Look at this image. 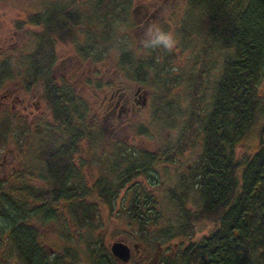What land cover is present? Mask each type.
<instances>
[{
  "label": "trees",
  "instance_id": "obj_1",
  "mask_svg": "<svg viewBox=\"0 0 264 264\" xmlns=\"http://www.w3.org/2000/svg\"><path fill=\"white\" fill-rule=\"evenodd\" d=\"M66 2L90 5L86 9L87 25L95 13V18L101 20V35L95 30L87 31L85 40L87 59H99V53L94 52L96 42L102 44L105 52L114 27L126 16L130 0ZM39 11L42 12L12 17L11 25L16 29L39 21L46 30L31 31L27 47L2 49L8 52L2 53V85L20 81L28 89L39 79L44 84L48 119L38 121L37 130L47 135L35 151L39 162L37 176L42 183L31 184L22 179L15 184L0 181V236L5 235L9 255L20 264H78L81 258L75 245L64 242L58 249L46 247L37 226L40 222L56 221L61 203L71 224L89 229L85 264H122L108 246L90 238L98 213L90 192L113 210L118 193L129 183L133 192L122 212L137 223L141 238H145L147 225L156 222V216L146 213L155 200L148 192L141 197V190H145L144 183L150 184L147 180L153 174L149 169L161 160L157 157L161 153L138 151L133 156L140 153L141 158L128 162L115 181L100 177L87 184L81 171L83 162L78 157L82 153V139H90L91 131L83 126L80 99L70 86L64 89L62 83L58 87L53 84L49 74L55 59V40L74 41L72 28L81 17L78 9L64 5L45 4ZM184 15L181 32L199 37L202 64L200 69L194 68L189 107L167 153L174 157L175 152L198 140L201 149L189 174L178 180L180 192L168 189L179 209L180 222L173 230L166 227L159 233L166 238L191 235L195 223L202 220L213 228L198 240L177 246L164 256L161 264H264V94L258 91L264 70V0H187ZM141 52L139 55L126 51L119 63L133 69L131 76L137 82H157L163 87L151 96V114L154 120L170 126L175 115L166 93L178 79L171 75L169 66H160L161 71L157 67L158 57L169 52L162 46L147 47ZM215 63L219 67L206 99L202 77ZM151 76L156 77L155 81ZM10 121L7 117L2 120L3 132ZM257 122L255 150L246 149L238 154L237 145ZM21 127V131L31 129L26 121ZM3 132L2 144L6 140ZM191 191L196 192L193 209L186 206Z\"/></svg>",
  "mask_w": 264,
  "mask_h": 264
},
{
  "label": "rangeland",
  "instance_id": "obj_2",
  "mask_svg": "<svg viewBox=\"0 0 264 264\" xmlns=\"http://www.w3.org/2000/svg\"><path fill=\"white\" fill-rule=\"evenodd\" d=\"M52 1L66 2L68 0H0V40H7V46L4 45L3 48H24L27 47L30 40L32 28H14L11 25L12 17H23ZM148 1L132 0L131 7L135 11L130 13V18L126 23L114 27L115 33L112 40L109 41L101 62L97 63L104 78L110 75V70H116V66L119 67V57L122 51L133 50L139 55L142 54L141 51H144L143 49L145 48L135 49L134 47L142 44V35L147 38L148 29L142 31L144 23L140 19V15L144 10L143 4ZM186 5L187 0H166L165 5L156 12V16L159 17L154 23H151V26L158 27L162 32L171 33L176 41L173 47L166 48L169 52L167 55L159 56L157 59L159 62L157 64L158 70L161 69L160 66H169L171 68L169 69L171 75L178 79V82L171 85L169 92L166 93V98L171 100L172 110L175 115L174 121L170 126L154 120L149 105V113L144 111V113L139 114L134 123L128 126L123 124L118 129L111 130L110 128L113 125L103 124V118L101 119V116H98L97 105L101 99V95L99 89L91 86L95 81L91 73L93 66L89 62H85L80 73H73L69 77V81L74 85L76 93L81 95L88 103L87 118L91 120V124L94 126L90 139H85L82 142L85 153L82 158L80 157L83 162L81 171L88 185L100 177L109 181H115L118 174L123 172L128 162L134 159V153H137V151H134L128 155L130 150L145 149L152 153H158L166 144H172L175 141L180 125L183 124L185 113L189 107L190 98L188 94L190 92L192 78L195 76L194 71L195 69H200V64H202L199 37L195 33L187 34L181 32V22L185 16ZM71 51L69 46L63 47L57 45L55 64L58 66H60V63L65 64L67 62L66 55L71 53ZM2 53L8 52L2 50ZM214 66L202 77V93H205L204 97L206 99L210 95L213 77L219 67L218 63H215ZM88 74H90V77L84 80V77L88 76ZM149 78L155 81L156 77L151 76ZM6 83H8L10 88H14L12 81ZM146 87L149 89V98L153 94L155 95L157 92L163 90V87L157 82L146 85ZM258 91L264 94V70L258 83ZM6 113H8V123L9 120L11 121L8 125L9 129L7 128L6 132H3L6 137L3 144L2 136L0 135V181L7 184H15L22 179L27 180V183L40 184L42 182L37 176L39 162L35 158V151L40 146L42 140L46 138L47 134L45 132L36 133L32 129L26 130L27 132H21L22 124L15 122L14 114L9 111ZM97 122H99L98 125L96 124ZM258 126L259 122L252 127L248 135L237 145L236 150L238 154H241L246 149L250 151L255 150ZM139 129L145 132L140 133ZM21 135L23 136L19 139L18 136ZM199 151L200 142L197 141L196 144L192 145L182 155V163L180 165L175 160L161 159L149 169V172L153 176L148 177L149 180L147 181H150V184L144 186L145 190H141V193L148 192L155 200L154 204L150 206L151 208L146 210V213L150 216H156V222H150L147 225L145 238H141L137 223L125 212H122V206L128 204L131 196L132 188L129 187V183H126V186L118 193L113 210H109L99 200L97 195L90 192L89 197L98 206L96 225L90 230V238L98 239L108 246V248L113 240L128 241L130 244L137 242L139 252L149 251L148 256L153 252H160L165 256V254L174 252L173 250L177 246L186 244L189 241H196L208 233L213 228V225L205 220L195 223L194 231L191 235L177 234L171 238H166L159 233L162 228L166 227L173 230L174 226L180 222L179 209L171 199L168 189H173L176 194L180 192L177 185L178 171L184 172L187 165L192 163ZM143 196H145V193L141 197ZM195 200L196 192L191 191L186 199V206L191 209L195 208ZM27 204L32 205L30 201ZM63 208L64 206L61 203L58 204V218L56 221L48 223L40 222L37 224L42 234V241L46 247L50 246L55 249L60 248L64 242L75 245L79 249L81 258V262L78 264H85L86 253L84 250H86L88 240L87 231L89 229H86V227L78 229L71 224ZM5 243V235H1L0 264H20L16 258L9 255Z\"/></svg>",
  "mask_w": 264,
  "mask_h": 264
},
{
  "label": "flooded vegetation",
  "instance_id": "obj_3",
  "mask_svg": "<svg viewBox=\"0 0 264 264\" xmlns=\"http://www.w3.org/2000/svg\"><path fill=\"white\" fill-rule=\"evenodd\" d=\"M130 0L128 4V8L126 9L125 17H123V20L118 23H126L128 19L130 18V13L135 11L131 7ZM166 0H149L147 3L143 4V12L140 15V19L143 21L142 31H145L146 29H149L151 27V23H154L156 19L159 16H156V12L162 8L163 5H165ZM45 5V4H44ZM48 6H56V5H64L69 8H74V10H79L78 14L80 15V20L74 23L73 25V40L68 41H57L55 40V46H54V53H55V59L53 60L52 64L49 67V74L52 78V83L57 85V87L62 83L64 85V89H68L70 86L71 89L76 93L75 87L72 83L69 81V77L76 72H81V68L84 67L85 62H89L93 66L92 75L95 79V81L92 83V87L95 89L100 90V101L97 105L98 109V116H101V119L103 118V124H112L113 127L110 128L111 130L118 129L121 125L125 124L126 126L132 124L137 119L138 115L141 113H144V111H147L149 113V105L151 108V98H149V89L146 87V85L141 84L137 82L132 75V68H130L127 64L118 63L120 64L117 69L110 70V75L106 78H104V75L99 69L100 67L97 66V63L101 62L102 56H103V46L102 44H98L96 42L95 44V51L96 53H99V59L93 61L91 59H87L85 56L86 51V36L87 31L93 32L94 30L96 33L101 35V20H98L97 14L95 13V16L91 17V22L89 25H87V20L85 19L86 16V9L90 6L86 3H69V2H63L60 3H48ZM157 6V8H155ZM41 9V8H40ZM59 10V9H58ZM60 11V10H59ZM42 11H39V8L32 11V13H40ZM30 14V13H29ZM26 14V15H29ZM93 18V19H92ZM26 27H31L32 32H43L46 30V28L43 26L42 22H33L32 24H28ZM23 28V29H24ZM45 28V29H44ZM115 30H113V34L109 41L112 40V37L114 35ZM145 36L141 38L140 45H136L134 48H145ZM108 41V43H109ZM7 40H0V60H1V68H0V135L2 136V120L7 117L8 113L7 111L14 114L15 122H20L21 124L23 122H28L30 124V127L33 132L40 133L37 130V124L38 121H44L48 119V114L46 113V106L44 103V84L42 83V80L39 79L36 83L32 84L31 87L25 88L20 81H12L14 84V88H10L8 86V83H5L2 85V48L4 45H6ZM108 43L106 45H108ZM57 45L66 47L69 46L71 48V53L66 55L67 62L65 64H61L60 66L56 65V47ZM7 46V45H6ZM140 46V47H139ZM143 49V50H145ZM106 51V50H104ZM92 53L93 50H90ZM126 51H122L120 56L124 54ZM135 53V51H130ZM58 64V63H57ZM58 66V68H57ZM120 74V75H119ZM120 76V77H119ZM90 77V74L88 76L84 77V80ZM8 86V87H7ZM77 94V93H76ZM78 98L80 99V108L83 110V126L86 129L89 127L91 131V135L93 133L92 128L94 127L91 123V120H88L87 118V110H88V103L86 100L79 94H77ZM16 104H15V103ZM152 109V108H151ZM150 109V111H151ZM4 113V114H3ZM97 125L99 122L96 123ZM181 124L180 126H182ZM107 127V126H105ZM116 127V128H115ZM109 128V127H108ZM115 128V129H113ZM23 132V131H21ZM27 132V131H24ZM85 138L82 139V142H84ZM198 142H200L198 140ZM83 144V143H82ZM196 144V143H195ZM92 145V144H91ZM171 144H166L163 148H161L160 155H157L160 159L165 160H175L180 165L182 163L181 157L183 154H185V151L189 149L192 145L187 146L182 151L175 152L174 157H170L167 153L171 150L170 148ZM194 145V144H193ZM130 150V148L128 147ZM201 149V144H200ZM127 150V149H126ZM82 153L78 158H82L83 154L85 153L84 145L81 146ZM134 151H145L146 153H150L149 151L145 149L140 150H130L128 155H130V152ZM200 152V151H199ZM198 154L194 157L192 163L197 158ZM157 153V152H156ZM155 153V154H156ZM122 154V153H121ZM140 154V153H139ZM136 155L135 158H141L140 155ZM134 158V157H133ZM76 160V159H75ZM134 160V159H132ZM132 160L129 162L131 163ZM192 163L190 165H187V168H185L184 172H179L177 174V185L178 180L182 178L183 176H186L190 172V168L192 166ZM127 167V166H126ZM124 167V168H126ZM148 184L144 183V186ZM126 186V184H125ZM124 186V187H125ZM129 248L130 253L129 257L126 261L119 260L122 264H161L162 260L164 258V255L162 253L153 252L150 256H148V252L140 251L138 249V243L133 242L130 244L128 241L125 242ZM174 251V250H173ZM171 254V253H170ZM169 254H165L167 256Z\"/></svg>",
  "mask_w": 264,
  "mask_h": 264
},
{
  "label": "clouds",
  "instance_id": "obj_4",
  "mask_svg": "<svg viewBox=\"0 0 264 264\" xmlns=\"http://www.w3.org/2000/svg\"><path fill=\"white\" fill-rule=\"evenodd\" d=\"M176 43L171 33L162 32L158 27L151 26L147 30V38L145 40V47L162 46L171 48Z\"/></svg>",
  "mask_w": 264,
  "mask_h": 264
},
{
  "label": "water",
  "instance_id": "obj_5",
  "mask_svg": "<svg viewBox=\"0 0 264 264\" xmlns=\"http://www.w3.org/2000/svg\"><path fill=\"white\" fill-rule=\"evenodd\" d=\"M109 248L112 255L118 258L119 260L126 261L128 259L130 248L123 240H113L110 243Z\"/></svg>",
  "mask_w": 264,
  "mask_h": 264
}]
</instances>
